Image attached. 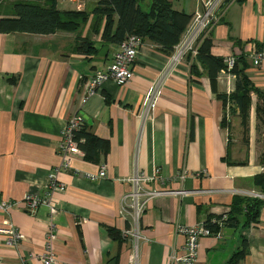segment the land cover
<instances>
[{"label": "crops", "instance_id": "crops-1", "mask_svg": "<svg viewBox=\"0 0 264 264\" xmlns=\"http://www.w3.org/2000/svg\"><path fill=\"white\" fill-rule=\"evenodd\" d=\"M13 1L0 7V18L15 17ZM99 1L56 0L60 11L90 15L79 32L0 33V200L13 204L9 211L0 209V229L12 225L23 236L13 248L0 233V264H22V258L44 264L40 256L49 211L40 207L30 213L24 200L29 194L44 196L46 182L63 163L61 131L78 111L92 121L95 135L109 141L110 151L100 164L77 157L72 172L57 174L66 184L54 196L57 264H130L133 240L121 243L110 230L123 232L131 226L124 201L135 171L154 178L147 191L162 193L146 203L137 264H179L172 258L183 254L186 243L179 225L227 218L236 197L264 195L257 181L264 176V71L248 57L253 44L264 49V0L227 4L209 36L214 57L237 58V74L222 69L215 76L191 55L171 65L174 51L165 54L145 41L131 67L130 83H105L79 110L81 78L105 71L118 50V45L105 43L103 20L93 30ZM170 1L189 15L199 9L197 0ZM88 36L97 53L84 46ZM167 69L154 119L143 125L137 115L143 99ZM239 75H247L257 89L246 125L230 100ZM102 166L106 177L89 180ZM178 191L183 194L167 193ZM242 240L247 248L239 264H264V206L253 226L231 237H201L197 264H228Z\"/></svg>", "mask_w": 264, "mask_h": 264}, {"label": "trees", "instance_id": "trees-1", "mask_svg": "<svg viewBox=\"0 0 264 264\" xmlns=\"http://www.w3.org/2000/svg\"><path fill=\"white\" fill-rule=\"evenodd\" d=\"M245 1L239 0L238 3ZM3 4L7 5L6 0H0V7ZM12 4L15 17L0 18V33L51 35L59 31L79 32L90 17L85 12L60 11L57 9L56 0H14ZM93 14L96 15L94 32H97V28L100 29L104 22L103 39L105 43L110 42L119 47L127 37L135 35L143 42L149 41L158 46L165 54H172L193 19V15L176 10L170 0H100ZM209 36L199 49L198 60L216 76L217 72L226 68V64L222 58L212 55V42ZM89 37L86 38L84 46L90 45L91 48L93 43ZM94 48L91 49L97 53V48L95 46ZM80 49L85 51L84 47ZM237 63L232 70L233 74H237ZM84 78H81L82 85ZM256 90L247 75L238 76L237 89L231 95L230 100L239 107L245 125L252 106L251 94ZM224 100L226 102L227 99ZM260 108L257 107V110ZM74 135L84 153L85 160L100 164L101 159L109 154V141L95 135L87 120L84 119ZM258 180L259 185L264 186V176L257 178ZM263 206V199L249 196L236 197L227 219L223 220V217H220L216 220L223 222L224 229L244 230L259 220ZM214 220H208L203 224L211 230L214 236H218L221 228ZM127 227L129 228V223ZM110 234L121 243L128 240L123 236L122 231L110 230ZM246 248V241L242 240L241 250L239 249L234 254L228 264H239L246 254Z\"/></svg>", "mask_w": 264, "mask_h": 264}, {"label": "built area", "instance_id": "built-area-1", "mask_svg": "<svg viewBox=\"0 0 264 264\" xmlns=\"http://www.w3.org/2000/svg\"><path fill=\"white\" fill-rule=\"evenodd\" d=\"M197 1L199 9H197V11L193 14V19L190 25L184 32L179 44L174 48L171 65L176 61H179L182 57H187V55H191L194 58L197 57L204 40L208 38L209 33L212 31L214 26L222 20L226 11L224 7L227 4H233L239 0ZM142 46L143 41L138 36L131 35L127 37V39L118 47L112 63L105 71H96L94 74L84 78L82 85L83 95L79 110L83 108L91 96L97 93L105 85V83L113 81L119 87H123L130 83V80L133 77L131 67L137 60ZM248 57L254 68L264 71V49H259L257 45L253 44ZM236 62V57H227L225 59L226 68L224 72L232 73ZM168 74L169 69L161 73L156 82L149 88L143 99L140 110L137 114L143 125L149 124L154 119L155 110L162 95ZM83 121L84 117L81 112L78 111L61 131L62 139L59 153L63 163L58 171L51 175L46 182L44 196L41 197L40 194H29L24 200V206L30 213H36L40 207H45L49 211L51 221L46 231L45 251L44 254L40 256V259L44 264H57L54 245L57 240L58 232L56 225H54V217L57 214L58 209L54 196L56 193H63L66 190V184L59 180L57 174H59L60 171L70 172L73 169L72 162L74 159L84 156V153L79 147V142L76 141L74 135ZM105 177L106 166H102L98 174L89 176L88 178L91 181H99ZM152 179L154 178L148 177L140 171H135L132 177L128 179L129 183L132 185V191L125 196L124 203L125 211L128 209L131 211V229H126L122 233L125 238L133 240V254L130 264H137L138 242L141 238L139 226L146 209V203L154 197L162 194L146 190V184L152 181ZM167 193L183 194V191ZM248 196L264 200V195L256 192H251ZM12 207L13 204L0 200L1 210L9 211ZM226 219V217L223 218V220ZM214 222L219 223L221 233H219L218 236H221L224 230L223 222L216 219ZM253 225L254 224H252V226ZM178 232L186 238V243L183 247V254L181 256H172L173 261L179 264H197L200 238L211 237L214 236V234L203 223L194 226L179 225ZM0 233L7 235V245L13 248H18L21 240L23 239L20 231L12 225L8 228L0 229ZM0 263H2L1 257ZM22 264H27V259L22 258Z\"/></svg>", "mask_w": 264, "mask_h": 264}, {"label": "water", "instance_id": "water-1", "mask_svg": "<svg viewBox=\"0 0 264 264\" xmlns=\"http://www.w3.org/2000/svg\"><path fill=\"white\" fill-rule=\"evenodd\" d=\"M85 120H87V121L89 122V124L92 123V121H91L88 117H86V116H85ZM235 231H236L235 229L225 228V229L223 230V236L231 237V236L234 235Z\"/></svg>", "mask_w": 264, "mask_h": 264}, {"label": "rangeland", "instance_id": "rangeland-1", "mask_svg": "<svg viewBox=\"0 0 264 264\" xmlns=\"http://www.w3.org/2000/svg\"><path fill=\"white\" fill-rule=\"evenodd\" d=\"M175 6H176V8H177V7H181L180 5H176V4H175ZM144 8H145V7H144Z\"/></svg>", "mask_w": 264, "mask_h": 264}]
</instances>
